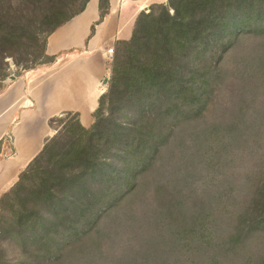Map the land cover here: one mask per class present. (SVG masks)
<instances>
[{
	"label": "trees",
	"instance_id": "1",
	"mask_svg": "<svg viewBox=\"0 0 264 264\" xmlns=\"http://www.w3.org/2000/svg\"><path fill=\"white\" fill-rule=\"evenodd\" d=\"M89 2L0 0L1 59L22 73L53 64L48 38ZM109 13L99 0L98 23ZM252 31L264 35L261 0L142 12L117 44L92 127L52 118L57 133L0 198V264H264V173L234 214L220 209L234 179L215 171L241 125L206 120L223 56Z\"/></svg>",
	"mask_w": 264,
	"mask_h": 264
},
{
	"label": "crops",
	"instance_id": "2",
	"mask_svg": "<svg viewBox=\"0 0 264 264\" xmlns=\"http://www.w3.org/2000/svg\"><path fill=\"white\" fill-rule=\"evenodd\" d=\"M164 2L110 0L109 15L96 26L99 0H90L81 15L48 38L46 54L56 57L53 64L0 80V186L16 178L3 194L55 135L52 118L76 113L83 126L93 125L111 68L105 44L125 31L128 17L133 19L152 4ZM93 25L95 34L86 43Z\"/></svg>",
	"mask_w": 264,
	"mask_h": 264
},
{
	"label": "rangeland",
	"instance_id": "3",
	"mask_svg": "<svg viewBox=\"0 0 264 264\" xmlns=\"http://www.w3.org/2000/svg\"><path fill=\"white\" fill-rule=\"evenodd\" d=\"M261 2H264V0H261ZM156 4H167V0L164 3ZM151 6L146 13L150 12ZM138 16H134L133 19H130L131 16L128 17L129 22L125 31L122 34L113 36L110 42L105 44V51L110 48L114 49L113 57H107V63L111 68L118 42L130 40ZM99 24L97 22L95 25L98 26ZM104 36L107 35L104 34ZM111 68L108 71V83L104 86V93L108 91L111 83ZM221 68L222 72L210 102L206 120L213 126H226L233 119L241 125L242 131L236 133V136L239 135V139L236 138L240 144L238 148L227 149L222 153L223 158L227 159L229 165L225 169H220L221 172L215 171L220 178L233 175L234 183L230 185L226 182L223 187L228 191L233 190L235 198L226 204H220L219 208H225V211H231L234 214L239 209L238 205L241 204L242 206L241 197L245 196L246 191L249 190L248 187L261 179L264 173V35L259 31H252L239 38L231 50L223 56ZM20 73L22 74L21 67L15 65L13 58L5 57L1 59L0 57V75L5 74L7 81L11 76H18ZM72 116H64L63 119L69 120L72 119ZM92 122L93 124L95 122L94 115ZM90 127L92 125L86 128ZM56 133L57 131H55ZM8 180L1 183L0 198L9 189V186L15 183L16 178ZM215 181V183L220 182V180ZM209 187L210 184H206L202 188ZM222 222L229 224V221L226 220ZM258 254L255 255L256 259Z\"/></svg>",
	"mask_w": 264,
	"mask_h": 264
},
{
	"label": "built area",
	"instance_id": "4",
	"mask_svg": "<svg viewBox=\"0 0 264 264\" xmlns=\"http://www.w3.org/2000/svg\"><path fill=\"white\" fill-rule=\"evenodd\" d=\"M113 54H114V49L113 48H110L106 51V55L107 57L109 58H112L113 57Z\"/></svg>",
	"mask_w": 264,
	"mask_h": 264
},
{
	"label": "water",
	"instance_id": "5",
	"mask_svg": "<svg viewBox=\"0 0 264 264\" xmlns=\"http://www.w3.org/2000/svg\"><path fill=\"white\" fill-rule=\"evenodd\" d=\"M108 83V79L105 80V84Z\"/></svg>",
	"mask_w": 264,
	"mask_h": 264
}]
</instances>
